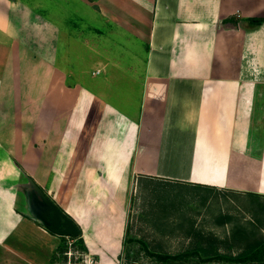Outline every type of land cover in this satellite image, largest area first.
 <instances>
[{"label": "crops", "instance_id": "obj_1", "mask_svg": "<svg viewBox=\"0 0 264 264\" xmlns=\"http://www.w3.org/2000/svg\"><path fill=\"white\" fill-rule=\"evenodd\" d=\"M49 4L0 0V264H49L38 189L99 264L141 178L264 195V0Z\"/></svg>", "mask_w": 264, "mask_h": 264}, {"label": "rangeland", "instance_id": "obj_2", "mask_svg": "<svg viewBox=\"0 0 264 264\" xmlns=\"http://www.w3.org/2000/svg\"><path fill=\"white\" fill-rule=\"evenodd\" d=\"M29 1L45 3V17L62 14L51 9V0ZM76 9L72 4L65 13L71 16ZM83 13L75 17L86 27L91 18ZM131 212L137 219L123 254L126 264H264V250L254 258L249 255L264 244V195L141 178ZM60 241L53 234L44 242L49 264L57 260ZM180 254L183 258L176 260Z\"/></svg>", "mask_w": 264, "mask_h": 264}, {"label": "built area", "instance_id": "obj_3", "mask_svg": "<svg viewBox=\"0 0 264 264\" xmlns=\"http://www.w3.org/2000/svg\"><path fill=\"white\" fill-rule=\"evenodd\" d=\"M100 71L97 69L95 73ZM58 237L61 241L57 250L58 257L54 264H99L96 255L84 245L82 236L58 235Z\"/></svg>", "mask_w": 264, "mask_h": 264}, {"label": "water", "instance_id": "obj_4", "mask_svg": "<svg viewBox=\"0 0 264 264\" xmlns=\"http://www.w3.org/2000/svg\"><path fill=\"white\" fill-rule=\"evenodd\" d=\"M38 191L46 205L43 217L47 227L58 235H79L80 230L75 221L65 214L42 190L38 189Z\"/></svg>", "mask_w": 264, "mask_h": 264}, {"label": "trees", "instance_id": "obj_5", "mask_svg": "<svg viewBox=\"0 0 264 264\" xmlns=\"http://www.w3.org/2000/svg\"><path fill=\"white\" fill-rule=\"evenodd\" d=\"M251 21L256 22V23H261L262 21H264V18H251ZM81 236H82V231L80 230L79 237H81ZM263 250H264V244H258L255 246V248L253 247V250H252L253 252L250 253L249 255L252 258H254L255 256H258L260 254V252H262ZM183 256L184 255L180 254V255L175 256L174 258L176 260H178V259L180 260L183 258ZM165 257H167V256H165ZM168 258H171V257H168ZM205 260H207V259H205ZM235 260H237V259H235Z\"/></svg>", "mask_w": 264, "mask_h": 264}]
</instances>
